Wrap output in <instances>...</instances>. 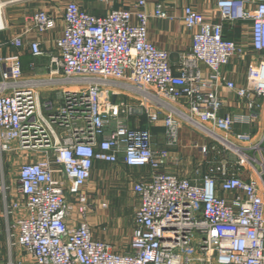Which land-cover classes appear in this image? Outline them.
<instances>
[{
  "label": "built area",
  "instance_id": "built-area-1",
  "mask_svg": "<svg viewBox=\"0 0 264 264\" xmlns=\"http://www.w3.org/2000/svg\"><path fill=\"white\" fill-rule=\"evenodd\" d=\"M249 3L216 0L220 23H206L185 7L183 22L195 32L190 51L175 65L148 41L143 0L133 13L109 10L102 16L69 2L63 34L55 41L58 55L49 58L55 79L25 80L19 56L0 55V154L26 158L17 174L22 203H13L10 211L21 206L25 215L8 225L28 258L24 264H264V119L258 138L233 132L236 124L259 119V105L248 98L264 101V60L248 70L247 88L226 82L220 73L231 58L244 54L223 38V23L249 21L251 49L264 55V0L254 11ZM6 5L0 4V32ZM154 16L163 17L159 6ZM29 23L38 33L55 28L45 12ZM1 47L24 45L17 36ZM28 48L33 58L48 56L38 43ZM221 84L247 99V116L219 115ZM47 86L59 88L58 103L40 101L37 89ZM158 123L169 147L176 146L185 126L221 146L232 167L212 165L199 183L161 173L166 161L153 150L150 132ZM200 151L207 156L206 147ZM119 161L151 172L132 185L138 206L124 253L93 239L84 222L91 210L84 188L94 163ZM73 213L80 220L76 227Z\"/></svg>",
  "mask_w": 264,
  "mask_h": 264
},
{
  "label": "crops",
  "instance_id": "crops-1",
  "mask_svg": "<svg viewBox=\"0 0 264 264\" xmlns=\"http://www.w3.org/2000/svg\"><path fill=\"white\" fill-rule=\"evenodd\" d=\"M140 0H111L108 6L101 4L98 0H0V4L7 3L1 8V19L5 30L0 32V44L5 43L17 36H21L24 47L15 49L11 47H1L0 55H18L21 63L23 79L34 82H46L49 79H55V76L50 75V71L54 70V66L50 64L49 58L57 56L58 52L55 46V41L63 34L64 21L63 14L66 5L69 2L75 3L82 10L96 15L102 16L109 10H122L135 12ZM144 6L142 10L148 16L147 38L148 41L156 48L165 51L168 54L169 62L175 65L185 53H188L191 48L192 35L195 30L188 29L183 22V9L185 7L192 8L200 14L206 23H220V15L216 8V0H143ZM247 6L250 11H254L255 5L261 0H249ZM159 6L163 17L156 18L154 11ZM37 12H45L51 15L55 20V28L50 31L38 33L29 23L31 16ZM135 22V20H133ZM223 25V38L227 41H232L240 45L244 54L241 58L233 57L228 64L221 68V76L226 82L233 83L237 88H247V73L250 68H255L264 60V55H260L251 49V35L249 21L237 22L229 26ZM31 43H38L45 57L33 58L30 55L28 46ZM33 65V67H31ZM57 86L39 87L37 93L41 102L52 101L59 102ZM216 93L221 98L223 106L219 115L230 114L232 116L242 117L248 115L247 99H241L235 93L227 89L223 84L216 88ZM248 99H253L260 107L259 119L254 120L250 124H236L233 127L234 133H249L254 138H258L261 134V122L264 119V101L249 95ZM145 118L141 120L144 123ZM131 126H137L135 122ZM185 126H182L178 131L177 144L175 147L168 146V139L165 136L164 128L161 123L150 127L152 134L153 150L163 157L166 165L160 170L161 173L175 175L179 178H187L193 183H199L200 177L207 172V164L204 161H209V156L212 154V159L208 165V169L212 165L219 163H228L232 167L231 158L224 154L223 149L216 142L205 138L201 134L197 140L190 137L184 131ZM188 129V128H187ZM191 132V133H190ZM189 133L193 135V132ZM191 135V136H192ZM206 147L207 156H204L200 149ZM186 154V155H185ZM200 157L199 163H194L190 159V155ZM26 161L22 154L5 155L0 154V264H24L28 258L24 255L20 247L15 245L14 239L10 237L9 223L17 216H24V210L20 208L17 211L10 213L11 206L15 202H21L18 193L17 174L18 166ZM114 170V175L117 179H122L123 186H126L132 192V185L136 181L146 180L151 172L146 168H129L122 161L116 165H108L95 162L91 172V178L96 177L101 180V177L106 172ZM244 178V177H243ZM95 179V177H94ZM90 180L87 182L84 191L87 195L95 196V199H90L91 210L87 214L84 222L88 224L91 231V226L104 225L105 231L91 232L93 239L107 242L112 246L113 251L124 253L128 251L129 243L132 235V220L135 208L138 206V199L135 196L136 206L130 213L129 219L121 227L119 210L114 213L106 212V209L101 208V202H108L104 194L91 185ZM122 190V189H121ZM124 191V190H122ZM128 191V190H127ZM133 193V192H132ZM128 195V194H127ZM127 195H118L112 199L119 205V209L125 208L128 203ZM217 196L227 198L226 194L217 190ZM105 198V199H104ZM109 203V202H108ZM107 205V204H106ZM98 209L101 211L97 216H92V211ZM119 215V216H118ZM115 216H117L116 219ZM72 225L76 227L80 220L72 214ZM123 230V231H122ZM125 230V232H124ZM125 234L122 236V232Z\"/></svg>",
  "mask_w": 264,
  "mask_h": 264
},
{
  "label": "rangeland",
  "instance_id": "rangeland-1",
  "mask_svg": "<svg viewBox=\"0 0 264 264\" xmlns=\"http://www.w3.org/2000/svg\"><path fill=\"white\" fill-rule=\"evenodd\" d=\"M184 131L187 134H189L190 137H193L197 140H200L199 135L198 134L196 135L191 129L184 128ZM190 131L193 132V135L190 134L191 133ZM212 154H214V153H212ZM212 154L209 156V161H207V160L204 161L207 164L206 165L207 170H208V165L210 164V160L212 159ZM190 157H191L190 159H192L194 163L200 162L199 156H196L194 154L193 156L190 155ZM115 174H116V172L114 170H110V171L106 172L105 175H103V177H101V180H99V178L96 177L97 174H95L94 175L95 179L93 177L92 180H90V183H91V185L95 186L96 189L100 190L104 194V197L108 200L109 203L108 202H101V203L107 204L108 208H107V210H105L106 212L113 213L116 210H119L118 214L120 216L118 215L119 216L118 218L120 219V224H121V227L123 228L124 223L128 221L130 213L133 211L134 207L136 206V201H135V196L130 191V189H128L126 186H123L122 179L115 178L114 177ZM121 189L124 191H122ZM122 194H124V195L128 194L127 197H128L129 201L125 205V208L119 209V205L112 199V197H117L118 195H122ZM88 197H89V200L91 198L95 199V196L91 195V194H88ZM99 212L101 213V211H98V209H94L92 211V216H97L98 214H100ZM111 216H114V213ZM116 218H117V216H115L114 219H116ZM93 231L94 232L98 231V232L104 233L105 227H104V225H99V226L97 225L95 227L91 226V232H93ZM124 232H125V230H124ZM124 232H122V236L125 234Z\"/></svg>",
  "mask_w": 264,
  "mask_h": 264
}]
</instances>
